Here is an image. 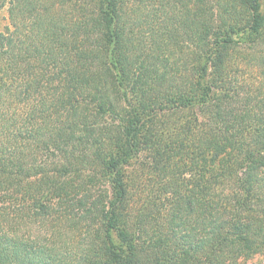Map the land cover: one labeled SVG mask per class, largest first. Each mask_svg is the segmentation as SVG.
Segmentation results:
<instances>
[{"label": "trees", "instance_id": "trees-1", "mask_svg": "<svg viewBox=\"0 0 264 264\" xmlns=\"http://www.w3.org/2000/svg\"><path fill=\"white\" fill-rule=\"evenodd\" d=\"M263 5L0 0V264L264 250Z\"/></svg>", "mask_w": 264, "mask_h": 264}, {"label": "rangeland", "instance_id": "rangeland-1", "mask_svg": "<svg viewBox=\"0 0 264 264\" xmlns=\"http://www.w3.org/2000/svg\"><path fill=\"white\" fill-rule=\"evenodd\" d=\"M6 26H9V17L7 7L5 6L0 9V31H5ZM235 264H264V250L260 253L252 255L251 257H239Z\"/></svg>", "mask_w": 264, "mask_h": 264}]
</instances>
